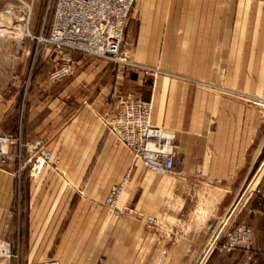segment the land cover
<instances>
[{
  "label": "crops",
  "instance_id": "1",
  "mask_svg": "<svg viewBox=\"0 0 264 264\" xmlns=\"http://www.w3.org/2000/svg\"><path fill=\"white\" fill-rule=\"evenodd\" d=\"M124 35L129 59L161 71L118 75L73 52L75 74L50 83L40 43L36 70L3 92L0 130L52 151L38 180L13 157L0 170L12 264H264V107L242 96L264 88V0H135ZM118 92L151 100V123L173 130V173L147 170L107 132ZM123 181L120 203L142 218L105 205ZM226 219L252 229L250 251L211 247Z\"/></svg>",
  "mask_w": 264,
  "mask_h": 264
},
{
  "label": "built area",
  "instance_id": "2",
  "mask_svg": "<svg viewBox=\"0 0 264 264\" xmlns=\"http://www.w3.org/2000/svg\"><path fill=\"white\" fill-rule=\"evenodd\" d=\"M135 0H55L53 17L47 35L31 36L37 43L51 47L53 67L48 73V81L57 83L71 77L76 71L73 52L112 61L118 75L125 70L141 69L155 75L158 68L140 64L128 58V50L133 42L125 37L124 28ZM248 101L264 107V88L259 94H242ZM116 108L109 117H104L107 132L120 140L133 153L147 170L157 173H170L175 168L174 132L152 124L150 121L152 102L142 100L132 94L116 93ZM2 96L0 94V102ZM16 138L7 132H0V166L10 156L8 146ZM27 157L18 164L16 173L28 166V176L38 180L50 162L52 151L38 142H25ZM130 171L126 175L128 178ZM125 181L112 186L105 200L118 217L133 215L139 218L134 207L120 203ZM149 227L156 225L153 216H146ZM252 229L243 223H230L226 219L218 228L211 247L219 252L231 253L240 248L250 251L253 248ZM14 254L5 241L0 244V264H11ZM26 264H60L56 259H46Z\"/></svg>",
  "mask_w": 264,
  "mask_h": 264
},
{
  "label": "rangeland",
  "instance_id": "3",
  "mask_svg": "<svg viewBox=\"0 0 264 264\" xmlns=\"http://www.w3.org/2000/svg\"><path fill=\"white\" fill-rule=\"evenodd\" d=\"M54 5L55 0H0V94L2 98L3 92L11 86V83L16 78L27 76L29 72L32 74L36 70L38 51L41 45L31 36H39L40 34L44 36L48 34L53 17ZM23 23H26V28H24ZM31 40L36 41V44H29ZM132 70L142 71L141 69ZM169 130L173 132L172 129ZM0 132L6 131L0 130ZM7 133L12 134L11 132ZM12 135L16 138L14 144L23 146L26 152L24 156H22L20 150L9 154H19V156L10 157L16 158L21 162L27 157V149L24 144L25 142L31 141L22 142L20 138L14 134ZM3 167L0 166V170ZM23 169H26L28 174V166ZM173 171L170 173H173ZM121 199L122 194L120 202ZM200 205L202 206L204 204ZM127 217H133V215L120 218ZM199 217H201V214H198ZM204 217L199 219H203ZM3 241L0 240V244Z\"/></svg>",
  "mask_w": 264,
  "mask_h": 264
},
{
  "label": "bare ground",
  "instance_id": "4",
  "mask_svg": "<svg viewBox=\"0 0 264 264\" xmlns=\"http://www.w3.org/2000/svg\"><path fill=\"white\" fill-rule=\"evenodd\" d=\"M23 24H24V28H26V25H25L26 23H23ZM19 37H20V35H19Z\"/></svg>",
  "mask_w": 264,
  "mask_h": 264
}]
</instances>
